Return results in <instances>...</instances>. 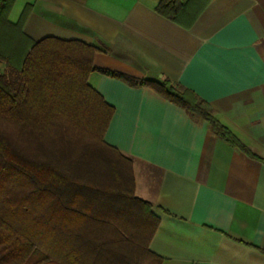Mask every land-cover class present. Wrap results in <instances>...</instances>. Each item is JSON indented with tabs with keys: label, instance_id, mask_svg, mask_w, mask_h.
Instances as JSON below:
<instances>
[{
	"label": "crops",
	"instance_id": "1",
	"mask_svg": "<svg viewBox=\"0 0 264 264\" xmlns=\"http://www.w3.org/2000/svg\"><path fill=\"white\" fill-rule=\"evenodd\" d=\"M158 1L15 0L8 19L15 23L30 6L23 32L31 40L80 41L97 48L98 69L168 79L208 103L260 159L149 87L98 71L87 77L113 107L105 143L130 162L134 196L158 218L147 249L160 264H264V0H210L189 28L156 12ZM32 64L49 77V66L62 63ZM54 74L66 78L60 69ZM68 226L30 230L78 248L83 264H105L104 250L99 259L93 244H72L78 235L96 242L103 225Z\"/></svg>",
	"mask_w": 264,
	"mask_h": 264
},
{
	"label": "trees",
	"instance_id": "2",
	"mask_svg": "<svg viewBox=\"0 0 264 264\" xmlns=\"http://www.w3.org/2000/svg\"><path fill=\"white\" fill-rule=\"evenodd\" d=\"M209 1L159 0L155 10L189 28ZM14 2L0 0V264H83L86 258L78 248L51 236L37 237L30 229L39 225L47 234L50 228H69L70 221L77 226L101 222L100 211L109 202L120 213L139 216L141 239L128 237L148 252L150 264H160L161 258L147 249L158 218L134 196L130 162L103 139L113 107L88 84V74L98 71L131 86L149 87L206 122L230 145L260 158L218 121L208 103L179 84L98 69L92 64L97 48L80 41L31 40L23 32L30 6L12 23L8 15ZM37 59L62 64L49 66V77L38 76L32 64ZM57 68L65 79L55 76ZM78 236L73 245L93 244L102 259L108 240ZM60 249H65L62 255L56 252Z\"/></svg>",
	"mask_w": 264,
	"mask_h": 264
},
{
	"label": "rangeland",
	"instance_id": "3",
	"mask_svg": "<svg viewBox=\"0 0 264 264\" xmlns=\"http://www.w3.org/2000/svg\"><path fill=\"white\" fill-rule=\"evenodd\" d=\"M108 180V179H107ZM109 181V180H108ZM106 187H110L109 182H105ZM103 206L101 216L100 233L103 232L102 238L109 241V249L104 246L105 262L109 264H150L153 259L146 250L139 247V243L133 239H141L140 228L142 222L139 216L127 212L117 211V206ZM119 212V213H117ZM135 214V213H134ZM108 225V226H105Z\"/></svg>",
	"mask_w": 264,
	"mask_h": 264
}]
</instances>
